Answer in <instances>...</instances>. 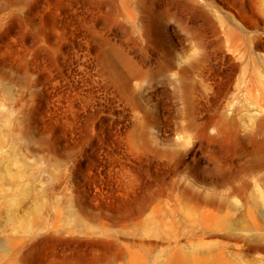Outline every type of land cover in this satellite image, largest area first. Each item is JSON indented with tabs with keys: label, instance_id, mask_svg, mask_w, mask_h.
<instances>
[{
	"label": "rangeland",
	"instance_id": "1",
	"mask_svg": "<svg viewBox=\"0 0 264 264\" xmlns=\"http://www.w3.org/2000/svg\"><path fill=\"white\" fill-rule=\"evenodd\" d=\"M0 244L264 264V0H0Z\"/></svg>",
	"mask_w": 264,
	"mask_h": 264
},
{
	"label": "bare ground",
	"instance_id": "2",
	"mask_svg": "<svg viewBox=\"0 0 264 264\" xmlns=\"http://www.w3.org/2000/svg\"><path fill=\"white\" fill-rule=\"evenodd\" d=\"M224 218H226V215H224ZM239 225L248 226L246 222H241L239 223ZM218 226L219 229L223 231L222 234L225 237L234 240H242V235H239V233L237 232L238 227L236 226V224H234L233 221L224 219L219 222ZM0 248H1V244H0Z\"/></svg>",
	"mask_w": 264,
	"mask_h": 264
}]
</instances>
